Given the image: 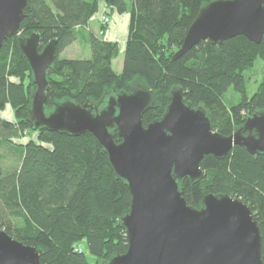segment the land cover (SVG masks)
I'll return each mask as SVG.
<instances>
[{
	"label": "trees",
	"instance_id": "16d2710c",
	"mask_svg": "<svg viewBox=\"0 0 264 264\" xmlns=\"http://www.w3.org/2000/svg\"><path fill=\"white\" fill-rule=\"evenodd\" d=\"M99 1L28 0L20 34L9 36L0 48V146L18 136L38 134L21 145L23 156L16 170L5 173L0 162V227L36 246L41 264H104L124 253L128 239L122 217L132 196L92 134L75 136L35 127L31 102L36 84L19 45L20 35L39 32L41 47L58 40L55 60L47 71L48 109L58 100L98 102L115 91H130L141 81L155 99L143 113L144 125L163 116L172 89L178 87L187 101L205 107L215 129L224 135L264 110V80L249 95L245 74L257 58L264 60V35L260 43L244 35L222 43L203 40L173 58L201 7L212 0H105L112 9L130 14L121 71L113 67L119 43L89 27ZM75 41L88 44L91 57L60 56ZM230 87L240 100L228 106L224 94ZM7 105L14 120L1 114ZM112 131L121 141L117 130ZM201 166L200 180L181 182L187 202L200 208L203 197L213 192L229 193L248 203L260 225L264 260V154H251L235 145L223 158L205 155ZM85 237L89 250L99 257L95 263L78 247Z\"/></svg>",
	"mask_w": 264,
	"mask_h": 264
},
{
	"label": "water",
	"instance_id": "95a60500",
	"mask_svg": "<svg viewBox=\"0 0 264 264\" xmlns=\"http://www.w3.org/2000/svg\"><path fill=\"white\" fill-rule=\"evenodd\" d=\"M27 2L0 0V48L9 36L20 34ZM237 35L261 42L264 0H212L203 5L173 58L203 40L222 43ZM18 39L36 84L31 102L35 127L75 136L89 132L129 186L131 206L122 217L128 248L104 264H264L260 225L248 203L229 193L210 192L197 208L187 202L181 186L185 178H202L207 154L223 158L235 145L264 154V110L224 135L205 107L187 101L178 87L172 89L163 116L144 125L143 113L155 99L141 83L98 102L58 100L48 109L47 71L58 40L41 47L39 32ZM0 264H41L40 251L0 228Z\"/></svg>",
	"mask_w": 264,
	"mask_h": 264
},
{
	"label": "rangeland",
	"instance_id": "374dc122",
	"mask_svg": "<svg viewBox=\"0 0 264 264\" xmlns=\"http://www.w3.org/2000/svg\"><path fill=\"white\" fill-rule=\"evenodd\" d=\"M105 13H108L111 17V22L107 29H110L109 27L112 25V20H113L112 17L115 14L116 15L118 14L119 16V22H117L118 25L116 28L117 32L115 35L116 38L112 39V41H117L119 43V53L114 58L113 67L116 71H121L123 67V61H124V49H125L126 39L128 35L130 14L128 12L120 13L116 9H112L110 6H108L106 2L101 3L99 1V9L93 15L91 20L93 18L98 20L99 18L100 26L92 27L89 23V27L96 34H99L98 30L101 27L100 16ZM115 19L116 18L114 17V22H116ZM102 36L106 39L107 33H105ZM60 56L67 57V58H88V57H91V48L88 44L75 41L72 44L68 45L66 48H64L62 52L60 53ZM245 74L247 76V92L249 95H252L257 91L261 82L264 80V60L260 57L257 58L253 68L246 70ZM15 79L19 80L18 78H15ZM139 83H141V81H139ZM35 90L36 88L33 90V93ZM239 100H240V94L237 91H235L233 87H230L228 91L224 94V101L226 102L228 106L234 103H237ZM12 112H13L12 108L10 107V105H8L6 106L4 110L1 111V114L5 118L11 117V119L14 120V113ZM37 136H38L37 132H32L24 136L15 137L13 138L11 142H5V141L2 142L0 146V152H1L0 162L3 166V170L5 173L14 171L19 167L21 160H22V156H23L21 145L27 143V141L31 137L36 138ZM78 247L80 248L81 251H83L86 254L87 260L89 262L95 263L99 260V257L93 254L89 250L88 241L86 237L78 241ZM102 263H105V262L102 261Z\"/></svg>",
	"mask_w": 264,
	"mask_h": 264
},
{
	"label": "crops",
	"instance_id": "0c3cea01",
	"mask_svg": "<svg viewBox=\"0 0 264 264\" xmlns=\"http://www.w3.org/2000/svg\"><path fill=\"white\" fill-rule=\"evenodd\" d=\"M100 2L101 3H105L104 2V0H100ZM103 10V9H102ZM114 17L116 18L115 20H116V22H114ZM113 20H112V25L109 27L110 29H107V38L106 39H108V40H112V39H114V38H116V32H117V22H119V16H118V14L116 15H114L113 17ZM90 25L92 26V27H94V26H96V27H98V26H100L99 25V18H98V20L97 19H95V18H93L91 21H90ZM113 62H114V59H113ZM8 106V105H7ZM11 107V106H10ZM13 113V112H12ZM6 119H8V120H12L11 119V117L10 118H6Z\"/></svg>",
	"mask_w": 264,
	"mask_h": 264
},
{
	"label": "built area",
	"instance_id": "2783aa9c",
	"mask_svg": "<svg viewBox=\"0 0 264 264\" xmlns=\"http://www.w3.org/2000/svg\"><path fill=\"white\" fill-rule=\"evenodd\" d=\"M110 22H111V17L108 13L102 14L100 16L101 27L98 30L100 35H104L106 33L107 29H104L103 26H109Z\"/></svg>",
	"mask_w": 264,
	"mask_h": 264
}]
</instances>
